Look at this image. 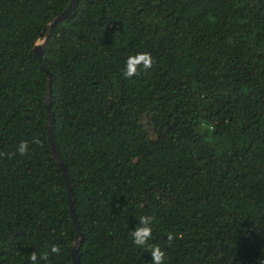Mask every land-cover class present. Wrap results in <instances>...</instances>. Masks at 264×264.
Instances as JSON below:
<instances>
[{"label": "trees", "instance_id": "16d2710c", "mask_svg": "<svg viewBox=\"0 0 264 264\" xmlns=\"http://www.w3.org/2000/svg\"><path fill=\"white\" fill-rule=\"evenodd\" d=\"M70 2L0 0V264H75L46 70L81 264H151L145 215L164 264H264V0H78L40 61Z\"/></svg>", "mask_w": 264, "mask_h": 264}, {"label": "clouds", "instance_id": "9594fccd", "mask_svg": "<svg viewBox=\"0 0 264 264\" xmlns=\"http://www.w3.org/2000/svg\"><path fill=\"white\" fill-rule=\"evenodd\" d=\"M154 64V58L151 56L148 52H139L135 55H129L127 60L125 61V68L123 70V76L128 79H132L138 74V71L142 68L143 70L147 71L153 67ZM40 141L33 137L31 141H21L16 146V151L21 155H27L30 150V144H39ZM15 153H13L14 155ZM0 155H3V153H0ZM155 221L154 216H141L139 219L138 225L135 227L134 230H132L129 235L131 237L132 242L134 245L138 248H147L150 251L151 255V264H164L166 252L161 249V247L158 244L151 243L152 240V232H153V224ZM175 238L173 234H168V241L171 243V241ZM52 254H59L60 248L59 246H53L51 248ZM49 256V253L45 252L42 254L39 259L41 260H47ZM30 261L32 264H37L38 262V256L35 252L31 253L30 255Z\"/></svg>", "mask_w": 264, "mask_h": 264}, {"label": "water", "instance_id": "95a60500", "mask_svg": "<svg viewBox=\"0 0 264 264\" xmlns=\"http://www.w3.org/2000/svg\"><path fill=\"white\" fill-rule=\"evenodd\" d=\"M77 5H78V0H71L70 4L65 9V11L60 16L56 17L50 23V25L48 27L47 35L45 36L43 43L36 45V47L34 48V53L40 61H42L44 51H45L46 47L48 46V43H49L50 38L52 36L53 27L56 24L64 21L68 16H70L72 14V12L76 9ZM46 72L49 74L48 93H47V97H46V105L48 108V132H49V136H50V140H51V144H52V151L54 152V155L57 158L59 166L63 170V174H64V177H65V180L67 183L69 201H70V206H71V210H72V217L74 219V223H75L77 231H78L77 241H76V244L74 245V249L72 251V258H73V261L75 264H81L80 263V257H79V245L81 242V227H80V223L78 220V216H77L76 211L74 209V198H73L72 186H71V182H70L69 170H68L66 163L63 160L62 155L60 154V152H59V150H58V148L54 142V133H53L54 115H53V112L51 110V104H52L51 85H52L53 75L50 72H48L47 70H46Z\"/></svg>", "mask_w": 264, "mask_h": 264}, {"label": "rangeland", "instance_id": "374dc122", "mask_svg": "<svg viewBox=\"0 0 264 264\" xmlns=\"http://www.w3.org/2000/svg\"><path fill=\"white\" fill-rule=\"evenodd\" d=\"M42 43H43V40L42 41H39L37 45L42 44Z\"/></svg>", "mask_w": 264, "mask_h": 264}]
</instances>
